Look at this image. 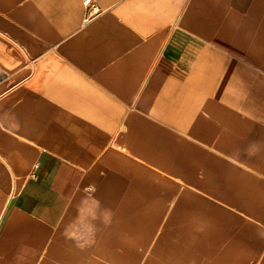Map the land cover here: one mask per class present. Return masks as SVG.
Segmentation results:
<instances>
[{"label": "crops", "instance_id": "1", "mask_svg": "<svg viewBox=\"0 0 264 264\" xmlns=\"http://www.w3.org/2000/svg\"><path fill=\"white\" fill-rule=\"evenodd\" d=\"M0 78V264H117L77 231L120 160L264 131V0H0Z\"/></svg>", "mask_w": 264, "mask_h": 264}, {"label": "rangeland", "instance_id": "2", "mask_svg": "<svg viewBox=\"0 0 264 264\" xmlns=\"http://www.w3.org/2000/svg\"><path fill=\"white\" fill-rule=\"evenodd\" d=\"M229 129L181 157L120 160L113 191L91 194L79 214V238L103 241L81 248L117 250V264H264V131L241 142Z\"/></svg>", "mask_w": 264, "mask_h": 264}, {"label": "built area", "instance_id": "3", "mask_svg": "<svg viewBox=\"0 0 264 264\" xmlns=\"http://www.w3.org/2000/svg\"><path fill=\"white\" fill-rule=\"evenodd\" d=\"M85 3L88 6L91 3V0H85ZM96 13H97V10L95 9V7L91 6L89 8V12L87 14V19H89V17H92ZM0 80H1V78H0Z\"/></svg>", "mask_w": 264, "mask_h": 264}]
</instances>
